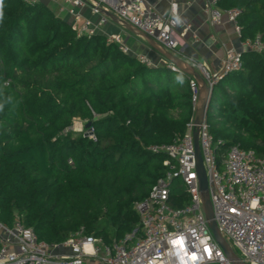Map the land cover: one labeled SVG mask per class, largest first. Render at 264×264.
Listing matches in <instances>:
<instances>
[{
  "label": "trees",
  "instance_id": "16d2710c",
  "mask_svg": "<svg viewBox=\"0 0 264 264\" xmlns=\"http://www.w3.org/2000/svg\"><path fill=\"white\" fill-rule=\"evenodd\" d=\"M217 7L240 11L241 41L264 44V0ZM0 14V222L20 220L48 244L81 230L124 239L140 223L134 204L166 173V156L149 147L171 144L194 116L192 77L147 66L101 34L78 36L45 2L0 0ZM241 59L212 88L206 123L221 152L263 157L264 49ZM75 119L96 141L70 130Z\"/></svg>",
  "mask_w": 264,
  "mask_h": 264
},
{
  "label": "built area",
  "instance_id": "2783aa9c",
  "mask_svg": "<svg viewBox=\"0 0 264 264\" xmlns=\"http://www.w3.org/2000/svg\"><path fill=\"white\" fill-rule=\"evenodd\" d=\"M25 1L30 5L56 4L58 16L70 17L71 28L78 36L94 35L109 23V16L100 11L104 10L138 28L175 55L183 38L192 30V26L179 17L176 3L171 4L167 14H160L154 12L146 0ZM86 9L100 14L97 22L84 17ZM206 13L212 25H219L226 17L241 37L238 9L222 11L217 7V0H210ZM106 38L130 54V48L120 35ZM241 44V52L226 50L218 71H213L205 62H192V67L209 88L212 89L223 76L241 69L242 52L264 49L259 37ZM137 58L147 66L158 65L145 56ZM162 65L179 70L168 60ZM190 86L195 115L201 88L193 77ZM193 131L194 116L186 132L171 144L149 147L166 156L163 161L166 173L145 199L134 204L140 223L124 239L106 244L81 230L61 244H48L40 241L34 229L24 226L20 220L12 226L0 222V264H233L214 239L206 218L196 170ZM85 135L96 141L92 130ZM199 144L220 233L246 264H264V156L238 145L221 152L222 141L214 140L206 120L200 126ZM178 190L181 196H174ZM181 202L183 204L179 205Z\"/></svg>",
  "mask_w": 264,
  "mask_h": 264
},
{
  "label": "crops",
  "instance_id": "0c3cea01",
  "mask_svg": "<svg viewBox=\"0 0 264 264\" xmlns=\"http://www.w3.org/2000/svg\"><path fill=\"white\" fill-rule=\"evenodd\" d=\"M209 1L146 0L153 11L160 14H167L171 8V4L176 3L178 5L179 17L183 23L192 26L191 32L187 33L183 38L176 56L190 65L194 61L205 62L213 71H218L226 50L234 49L241 52L242 41L236 34L234 25L226 17L222 18L219 25H212L210 23L209 15L206 13V5ZM84 17L97 22L100 14L92 13L90 9H86ZM62 18L69 23L72 21L66 15H62ZM96 34H101L105 37L120 35L123 42L130 48L132 56H145L153 64L162 65L163 61L167 60L152 49L144 39L115 21L110 20Z\"/></svg>",
  "mask_w": 264,
  "mask_h": 264
},
{
  "label": "water",
  "instance_id": "95a60500",
  "mask_svg": "<svg viewBox=\"0 0 264 264\" xmlns=\"http://www.w3.org/2000/svg\"><path fill=\"white\" fill-rule=\"evenodd\" d=\"M102 13L109 16L112 21L117 22L118 24L128 28L132 31L135 35L137 34L139 37L144 39L152 49L157 51L161 56L166 58L170 63H172L175 67H177L182 72L188 74L189 76L193 77L198 81L201 88V96H200V103L194 115V145H195V158H196V170L197 176L199 181V190L203 200L204 211L206 214V218L209 223V227L213 233L214 239L219 244V246L224 251L226 257L233 263V264H246L232 249L229 243L224 239L222 234L220 233L217 223L214 219L213 209L209 197V189H208V180L206 171L203 165L202 154L200 150L199 144V130L200 126L206 120V113L209 107V104L212 99L213 89L209 88L206 81L202 78V76L192 67V65L185 63L175 54L167 51L160 43L156 40L139 30L138 28L132 26L128 22L121 20L115 17L113 14L108 13L104 10H100ZM91 123L86 124V128H89ZM87 136V135H85Z\"/></svg>",
  "mask_w": 264,
  "mask_h": 264
},
{
  "label": "rangeland",
  "instance_id": "374dc122",
  "mask_svg": "<svg viewBox=\"0 0 264 264\" xmlns=\"http://www.w3.org/2000/svg\"><path fill=\"white\" fill-rule=\"evenodd\" d=\"M61 1V0H60ZM49 8H50V10L55 14V15H57L58 16V12H57V8H58V6L56 5V4H52V3H50V5H49ZM60 17H62V16H60ZM86 122H84V121H79V120H77V119H75L74 121H73V124H72V126H71V128H70V130L71 131H73V132H75V133H83V132H85V130H86ZM88 132V131H87ZM86 133V132H85ZM230 243V245H232L231 244V242H229ZM235 252H236V254L238 255V256H240L241 257V254L237 251V250H235Z\"/></svg>",
  "mask_w": 264,
  "mask_h": 264
},
{
  "label": "clouds",
  "instance_id": "9594fccd",
  "mask_svg": "<svg viewBox=\"0 0 264 264\" xmlns=\"http://www.w3.org/2000/svg\"><path fill=\"white\" fill-rule=\"evenodd\" d=\"M0 18H2V14H0ZM179 79V78H178Z\"/></svg>",
  "mask_w": 264,
  "mask_h": 264
}]
</instances>
